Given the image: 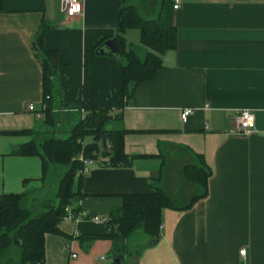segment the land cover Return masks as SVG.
<instances>
[{"label":"crops","instance_id":"crops-1","mask_svg":"<svg viewBox=\"0 0 264 264\" xmlns=\"http://www.w3.org/2000/svg\"><path fill=\"white\" fill-rule=\"evenodd\" d=\"M121 1L83 0L81 13L66 17L60 0H0V193L35 188L34 198L44 196L41 158L17 152L19 146L48 129L70 130L84 105H122L118 59L95 49L115 38ZM173 24L176 46L121 110L130 162L108 165L101 153L92 159L78 204L106 219L123 193L152 189L160 142L183 144L211 169L207 194L187 209L165 208L158 235L130 237L121 264H264V0H182ZM42 29L41 46L57 51L55 95L66 105L56 101L51 118L40 111L35 47ZM123 38L126 46H142L137 28ZM186 106L194 110L183 120ZM243 107L254 111V127L232 132ZM60 228L65 234H45L44 264H111L112 240L102 234L114 224L86 217L63 219Z\"/></svg>","mask_w":264,"mask_h":264},{"label":"trees","instance_id":"trees-1","mask_svg":"<svg viewBox=\"0 0 264 264\" xmlns=\"http://www.w3.org/2000/svg\"><path fill=\"white\" fill-rule=\"evenodd\" d=\"M128 28L140 32V47L126 46L123 33ZM39 32L35 55L42 69V107L46 118L57 101V51L41 46ZM117 55L122 71L123 103L120 107L84 105L83 115L73 127L62 133L47 130L38 141L22 143L17 152L37 153L41 158L42 175L48 188H55L53 197L34 200L35 188L0 193V264H44V238L47 232L65 234L60 223L68 212L81 210L78 201L81 176H75L83 165L80 158L97 159L108 165H126L131 156L124 150L123 137L128 131L122 123V107L133 95L136 86L155 77L161 68V55L176 46L173 24V0H122L119 6L116 34ZM105 41V40H104ZM104 41L96 45V52ZM69 107H77L70 104ZM89 137V140L86 138ZM102 139L106 146L103 147ZM160 175L145 192H126L122 203L104 220L115 228L106 235L112 240V256L124 257L127 241L137 233L158 235V225L165 208L187 209L207 194L211 173L202 154L183 144L160 142ZM38 205V206H37ZM90 215V214H88ZM94 236V235H93ZM91 236V237H93Z\"/></svg>","mask_w":264,"mask_h":264},{"label":"built area","instance_id":"built-area-1","mask_svg":"<svg viewBox=\"0 0 264 264\" xmlns=\"http://www.w3.org/2000/svg\"><path fill=\"white\" fill-rule=\"evenodd\" d=\"M181 1L182 0H173V10H176L180 7ZM60 3H61L62 12L65 14L66 17H73L75 15H79L82 11L83 0H60ZM27 107L28 109L32 110L34 108V105L32 103H29ZM193 110H194L193 107H189V106L182 107L180 111V116L182 117L183 120H185L187 116L191 112H193ZM254 119L255 116H254V111L252 109L247 107L238 109L233 116V127L231 131L236 133H248L254 127ZM80 158L83 161V165L77 168L75 172L76 177L85 174L88 171L90 164L92 163L91 161L92 159L90 158H85L82 155H80ZM86 217L98 221L105 220V218L101 215L98 214L88 215L83 210H79L77 212H68L65 215L64 219H70L76 222L79 219ZM158 227H162V224L159 223ZM240 253L244 254L245 248L240 249ZM72 256H75V253H72ZM100 258L104 259L105 255H101Z\"/></svg>","mask_w":264,"mask_h":264},{"label":"water","instance_id":"water-1","mask_svg":"<svg viewBox=\"0 0 264 264\" xmlns=\"http://www.w3.org/2000/svg\"><path fill=\"white\" fill-rule=\"evenodd\" d=\"M117 52L118 51H117V46H116V39L114 37L104 41L100 50H99L100 54L106 53V54L114 55V56L117 55ZM102 145H103V147L106 146L105 139H102ZM111 264H121L120 257L119 256H113L112 260H111Z\"/></svg>","mask_w":264,"mask_h":264},{"label":"rangeland","instance_id":"rangeland-1","mask_svg":"<svg viewBox=\"0 0 264 264\" xmlns=\"http://www.w3.org/2000/svg\"><path fill=\"white\" fill-rule=\"evenodd\" d=\"M48 130H51V129H48ZM56 131V130H55ZM90 138L89 137H87L86 138V140H89ZM54 193H55V188H53V187H50V188H48L47 189V191H46V193H45V195L44 196H48V197H53V195H54ZM44 196H35V198H34V201L35 200H37V199H39V198H42V197H44ZM38 206V205H37ZM110 260H111V258H110Z\"/></svg>","mask_w":264,"mask_h":264}]
</instances>
